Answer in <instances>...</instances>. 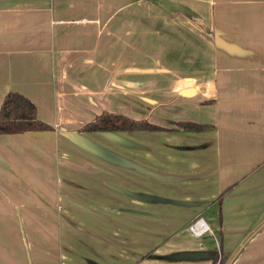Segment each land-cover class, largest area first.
Returning <instances> with one entry per match:
<instances>
[{"label": "crops", "instance_id": "crops-1", "mask_svg": "<svg viewBox=\"0 0 264 264\" xmlns=\"http://www.w3.org/2000/svg\"><path fill=\"white\" fill-rule=\"evenodd\" d=\"M9 91L53 126L0 132V264H264V0H0Z\"/></svg>", "mask_w": 264, "mask_h": 264}, {"label": "trees", "instance_id": "trees-1", "mask_svg": "<svg viewBox=\"0 0 264 264\" xmlns=\"http://www.w3.org/2000/svg\"><path fill=\"white\" fill-rule=\"evenodd\" d=\"M0 105V132H16L29 130L32 128H49L53 125L36 115L35 103L18 91H9L1 100ZM180 128L199 129L206 125L190 119H182L177 121ZM165 129L163 126L148 121L146 118H130L121 113L101 112L91 121L82 124L81 129ZM220 249V247H219ZM206 257L211 259L212 263L216 261V248H207ZM220 258L217 259L219 264L225 256V252L221 251ZM155 255V254H154ZM157 255V254H156ZM168 257V254L159 255Z\"/></svg>", "mask_w": 264, "mask_h": 264}, {"label": "water", "instance_id": "water-1", "mask_svg": "<svg viewBox=\"0 0 264 264\" xmlns=\"http://www.w3.org/2000/svg\"><path fill=\"white\" fill-rule=\"evenodd\" d=\"M95 149V148H94ZM96 151H100L102 150L100 147L99 149H95ZM105 154H110V155H113L111 154L110 152H104ZM116 155H114V158H117V156L115 157ZM130 193H132L131 191H129ZM135 193V192H134ZM132 193V195H136L138 197H141L143 199H146V200H151V199H154V200H168L167 198L163 197V196H160V195H155V194H149V193H145V192H140V193H137V194H134ZM171 200L173 201H176V202H181V203H184V202H188V200H180V199H172ZM207 253H206V250L202 249V250H186V251H172V252H169L168 254V257H172V258H186V257H191V258H196V257H202V256H205Z\"/></svg>", "mask_w": 264, "mask_h": 264}, {"label": "built area", "instance_id": "built-area-1", "mask_svg": "<svg viewBox=\"0 0 264 264\" xmlns=\"http://www.w3.org/2000/svg\"><path fill=\"white\" fill-rule=\"evenodd\" d=\"M187 227L190 231H192L194 235H197V236L209 230V226L202 215L191 220L187 224ZM60 264H73V263L62 261ZM214 264H218L217 261H215Z\"/></svg>", "mask_w": 264, "mask_h": 264}, {"label": "rangeland", "instance_id": "rangeland-1", "mask_svg": "<svg viewBox=\"0 0 264 264\" xmlns=\"http://www.w3.org/2000/svg\"><path fill=\"white\" fill-rule=\"evenodd\" d=\"M147 139H148V138L143 139V140L146 141ZM143 140H142V141H143ZM143 142H144V141H143ZM143 145H144V147H145L146 144L143 143V144H142V147H143ZM142 149H143V152L146 150V148H142ZM111 178L113 179L112 176H111ZM142 178H143V180L146 181V182H148V181L150 180V177H148V176H146V175H143V174H142ZM112 189L117 191V189L120 190V187H119V186H114V188H112ZM131 192L134 193L135 191H134V192L131 191ZM123 193H124V194H123V197H124V198H127V197H128V194L126 195V193H128V192H123ZM132 193H131V194H132ZM137 193H140V191H139V192H135L134 194H137ZM194 218H196V217H194ZM194 218H193V219H194ZM216 249H217V248H216ZM220 255H221L220 249H217V253H216V261H217V259L220 258ZM198 258H199V257H198Z\"/></svg>", "mask_w": 264, "mask_h": 264}]
</instances>
